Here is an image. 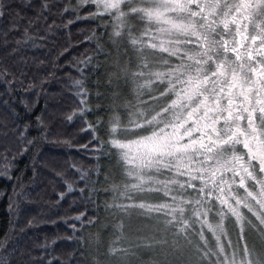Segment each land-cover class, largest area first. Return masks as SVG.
<instances>
[{"label":"snow or ice","instance_id":"obj_1","mask_svg":"<svg viewBox=\"0 0 264 264\" xmlns=\"http://www.w3.org/2000/svg\"><path fill=\"white\" fill-rule=\"evenodd\" d=\"M77 24L88 26L73 38ZM45 48L43 59L28 54ZM131 57L166 71L137 83L139 90L153 85L151 77L159 81L148 93L150 107L138 99L143 124L125 143L109 137L124 123L119 82L130 74ZM101 69L95 95L108 104L90 107V74ZM58 73L74 74L71 115L61 110L63 95L48 90ZM69 121L75 133L64 130ZM80 133L89 143L72 139ZM74 146L85 154L92 146L94 159L49 155L52 147ZM21 156L33 161V184L45 172L57 182L47 222L65 233L17 249V234L26 232L10 219L0 235V264H264V0H0V177L13 181L12 217L29 214L20 198L30 193L16 175ZM125 161L135 167L125 169ZM113 192L119 195L111 203L103 198ZM120 195L140 202L118 203ZM140 210L165 213L155 218L163 239L142 235ZM110 217L122 236H135L128 247L104 243ZM149 239L155 244L136 243ZM157 246L166 250L163 259Z\"/></svg>","mask_w":264,"mask_h":264},{"label":"trees","instance_id":"obj_2","mask_svg":"<svg viewBox=\"0 0 264 264\" xmlns=\"http://www.w3.org/2000/svg\"><path fill=\"white\" fill-rule=\"evenodd\" d=\"M99 23V22H97ZM88 25L86 24H77L75 28L71 29V34L72 37L75 38L78 35V29L81 28H86ZM94 26V25H93ZM110 30V29H109ZM101 32L104 31V28L101 27L100 29ZM153 34L150 33L149 36L144 37L145 40H148L151 38ZM59 40L58 44L63 43V34L58 33ZM80 39L82 40L83 37L81 36ZM86 46V45H85ZM49 47H51V43L49 44ZM48 51V48L43 49L42 51H36L35 49H29L28 54L30 56L36 55L40 56L41 59L44 58L43 53H46ZM83 51V46L75 49L73 52V55H75L76 52ZM167 55V54H164ZM131 54L129 56H125V61H128L130 58ZM100 60H103L104 57L101 56L99 58ZM132 63L129 65V76L127 79H125L123 76L121 77L120 80V88L119 91L121 93V99H122V105L121 109L117 113L120 116V119L124 121L123 124H121L120 127L121 130H119L116 133H113L111 137H109V140L112 138L119 139L123 141L124 139V134L125 132L128 131V129L134 130L136 133L139 132L138 129L133 128L132 124L138 118V114L141 110L142 105L138 104V99L147 102L148 106L150 107V100H149V95L148 93L151 92L152 87H154L155 84L159 83V81H156L154 77H151L153 79V85H145V87L141 89H137V83L140 85H144V82L146 79H149V72H156V71H166L165 67L161 65H148L145 67L143 64H141L139 61L135 59V57H131ZM176 58H172L171 63L173 66L176 63ZM143 72L144 75L140 76L139 73ZM103 69H101L100 74H90V84L88 85L89 87L92 88V93H91V100H92V105L90 107L95 106L96 104H103L107 105L108 100H106L104 97H100L99 100H97V97L95 95L96 92V81L98 79V75H102ZM58 77H60L56 81H52L48 90L52 93L57 94V98L60 99L61 94L63 95V98L61 100V110L69 115L72 114V103H73V97L75 95V85L73 84V81L71 78H69L71 75H74L73 73H70L68 76H64L63 73H58ZM179 87V86H178ZM100 91H104V88L101 87ZM142 93V95H140ZM154 95H158V93H153ZM174 97V94H173ZM131 104L134 105L135 108L133 107H127L126 105ZM44 105V100L43 98L40 99L38 107H42ZM136 112L137 115H133V112ZM100 115H105V113H100ZM75 119V117H73ZM89 120L95 119L94 115H90L87 117ZM131 120L133 123H128V121ZM141 122H143V119ZM135 126V125H134ZM147 127V125H144ZM68 133H75L77 130V126L73 125L71 121H69L68 126L64 129ZM150 132L146 133H141V134H149ZM35 133H33L34 135ZM64 139L65 137H61ZM72 139L75 141H78L79 144H87L89 143V140L91 137H88L84 135L83 133H80L79 135H73ZM127 139V138H126ZM51 154H56L60 157L61 161L68 157H74L75 159L80 160L82 163H87L88 159H94L93 157V152H92V146H90V150L87 154H85L82 151H79L77 146H74L71 149H68L67 147H52L49 150V155ZM18 163L15 165L18 169L21 171L17 172L16 175H21L24 177V183L27 186V190L30 193L28 196H22L20 199L24 201L25 204L28 205L29 207V214L26 217L23 216H16L12 217L10 216L9 212V197L11 196L13 200L16 199V196L13 191V181H9L3 177H0V235L4 233V231L8 228L9 226V220L13 219L14 221H18V223H15V227H24L26 234L24 235H18V239L13 242V246L16 247L17 249L20 248H26L30 247L33 243L34 244H42L45 243L46 240H50L53 235H60L63 236L65 233V227L63 225H60L59 227L52 225L47 222L48 216L51 215V213L48 211L47 205L54 201L57 198V193L59 191V188L56 186L57 182L53 181L51 179V176L49 173L45 172L44 173V181L39 184H33L30 177L32 175L30 168L33 163L32 160L27 159V157L21 156L17 157ZM107 163V161H105ZM28 165L29 167L26 168L25 165ZM125 167V164H124ZM126 176V173H125ZM56 189L55 191L53 189ZM114 195H119L118 193H110L107 197L103 198H108L110 203H111V196ZM133 197V196H131ZM130 199H125L123 195H120L118 203H125V204H130ZM134 201V200H133ZM128 202V203H126ZM152 202V201H151ZM147 203H150L147 201ZM153 203V202H152ZM67 210V204L64 205V211ZM83 210V209H82ZM89 210H91V206L89 207ZM54 211V210H53ZM64 212H61V215H63ZM163 215H165L164 212H162ZM70 215H75V213H71ZM35 217L33 220V224L31 227L27 224L28 219H32ZM53 219H55V216H53ZM170 219V217H169ZM119 223V221L115 217H110L109 221L107 223V226L105 229H103V236L102 239L104 243L107 244H112L117 248H126L128 247V239H134L135 236L132 237H125L122 236L121 230L115 225ZM95 231V230H93ZM159 239V238H158ZM147 240H143L142 243L143 245L147 244ZM59 244V241H57ZM137 244H140L141 241L139 240L136 242ZM149 244V243H148ZM160 255V258L163 259L164 256L161 254V250H158V253ZM19 259L20 257L17 256ZM150 257H144L145 260L149 259ZM136 264H139V261H136Z\"/></svg>","mask_w":264,"mask_h":264},{"label":"rangeland","instance_id":"obj_3","mask_svg":"<svg viewBox=\"0 0 264 264\" xmlns=\"http://www.w3.org/2000/svg\"><path fill=\"white\" fill-rule=\"evenodd\" d=\"M145 23H147V22H145ZM153 35L155 34L154 32L152 33ZM158 51V50H157ZM173 98H175V95H174V97ZM142 120H139L138 121V118H136V120L134 121V123H137V122H139V123H141V124H143V122H141ZM135 125V124H134ZM133 124H132V127L133 128H136V129H138L137 127H135ZM161 127H163V125H161ZM119 130H121V128L120 127H117V132L119 131ZM135 130V129H134ZM134 130H131V129H128V131L127 132H125V134H124V139H122L123 140V142H125V143H127V141L128 140H135V139H137L138 138V136H136V135H133V133H136ZM139 130V129H138ZM169 131H171V129L169 128L168 129ZM150 134V133H149ZM149 134H142V135H149ZM127 138V139H126ZM133 155H134V153H133ZM124 164H125V169H130V168H133V167H135V165L134 164H128L126 161L124 162ZM126 173V172H125ZM126 175H127V173H126ZM161 178H163V177H161ZM127 181L129 182V183H135V178L134 177H127ZM129 196H133V198H135V197H137V196H140V195H142V193H138V192H135V191H132V192H129V194H128ZM125 197V199H128V197H126V196H124ZM153 203H152V202ZM140 201H138V200H132V201H130V204H132V203H139ZM147 202V201H146ZM149 202L150 203H152V204H156V203H161L162 201H159V200H149ZM126 203H128V202H126ZM216 204H217V207H220V205H219V203L218 202H216ZM142 213H146V214H142V215H140V216H138L137 217V223H139L141 226H142V228H143V232H142V235H145V236H153V235H155V237H157V238H159V239H163L164 238V234L160 231V228L162 227L161 225H159L158 223H157V221H156V217H164V215L162 214V212H155V211H153V212H151V213H147V210H140ZM246 211V210H245ZM197 229H199L200 228V225L199 224H197L196 226H195ZM205 234H206V236H208V239H209V242H210V245L211 244H214L216 241H215V237L214 236H212L210 233H208L207 232V230H205ZM169 239L171 238L170 236L168 237ZM234 238V237H233ZM136 239V238H135ZM228 239H229V237L228 236H225V237H223V241L222 242H224V243H227V241H228ZM139 240H136V242H138ZM141 241V243H140V245L141 246H143V243H142V241L143 240H140ZM148 242H147V244L146 245H148V243L149 244H155V241H153V240H151V239H149V240H147ZM145 245V244H144ZM144 250H147V249H144ZM158 250H161V254L163 255V253L166 251L165 249H163V248H160V247H155V249H154V254H157L158 253ZM169 259H172V257L171 256H169Z\"/></svg>","mask_w":264,"mask_h":264},{"label":"flooded vegetation","instance_id":"obj_4","mask_svg":"<svg viewBox=\"0 0 264 264\" xmlns=\"http://www.w3.org/2000/svg\"><path fill=\"white\" fill-rule=\"evenodd\" d=\"M186 139V138H185Z\"/></svg>","mask_w":264,"mask_h":264}]
</instances>
